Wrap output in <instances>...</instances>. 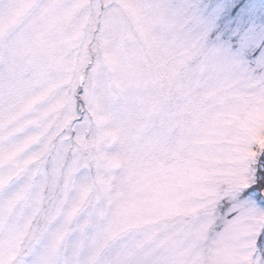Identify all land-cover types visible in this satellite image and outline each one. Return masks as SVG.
I'll return each instance as SVG.
<instances>
[{
  "label": "snow or ice",
  "instance_id": "snow-or-ice-1",
  "mask_svg": "<svg viewBox=\"0 0 264 264\" xmlns=\"http://www.w3.org/2000/svg\"><path fill=\"white\" fill-rule=\"evenodd\" d=\"M0 264H264V0H0Z\"/></svg>",
  "mask_w": 264,
  "mask_h": 264
}]
</instances>
